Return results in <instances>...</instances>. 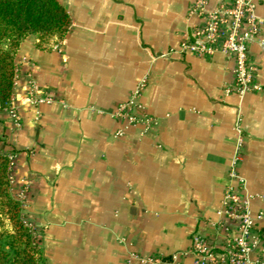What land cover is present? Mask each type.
Wrapping results in <instances>:
<instances>
[{
	"label": "crops",
	"instance_id": "0c3cea01",
	"mask_svg": "<svg viewBox=\"0 0 264 264\" xmlns=\"http://www.w3.org/2000/svg\"><path fill=\"white\" fill-rule=\"evenodd\" d=\"M73 19L52 48L28 35L16 55L12 106L0 109V150L11 155L13 192L42 233L49 264H195V235H228L225 189L236 153L253 213L264 212V91H227L234 56L182 48L204 20L198 0H59ZM227 0H210L214 6ZM262 19L250 42L264 84ZM190 36V35H189ZM37 87L52 101L31 102ZM135 97L150 125L113 112ZM239 123L240 128H237ZM234 229V228H233ZM264 260V240L253 253Z\"/></svg>",
	"mask_w": 264,
	"mask_h": 264
},
{
	"label": "built area",
	"instance_id": "2783aa9c",
	"mask_svg": "<svg viewBox=\"0 0 264 264\" xmlns=\"http://www.w3.org/2000/svg\"><path fill=\"white\" fill-rule=\"evenodd\" d=\"M191 13L204 21L191 31L193 38L185 34L182 48H191L199 55L221 51L234 56L235 80L228 86V92L233 91L243 96L248 92L264 91V84L256 78V66L249 56L250 42L260 34L262 24L253 0H227L214 6H210V0H198L192 6ZM261 44L264 46V39H261ZM140 89L141 87L128 101L118 106L113 114L132 123L150 125L151 116L134 112L137 107L135 97ZM27 98L31 102L52 101L50 96L41 94L37 87L29 90ZM12 105L11 101L7 108L17 121L18 116ZM237 126L240 128L239 123ZM240 159L238 152L230 172L231 178L237 183L225 189L222 201V211L227 218L223 227L226 232L235 231L234 235H228L220 247L208 238L195 235L189 250L173 254V262H177L181 255L192 253L198 257L195 264H264V260L253 258V253L261 240H264V212L253 213L251 209L250 197L246 192L247 182L238 171ZM163 260L155 255L139 258L141 264H163Z\"/></svg>",
	"mask_w": 264,
	"mask_h": 264
},
{
	"label": "trees",
	"instance_id": "16d2710c",
	"mask_svg": "<svg viewBox=\"0 0 264 264\" xmlns=\"http://www.w3.org/2000/svg\"><path fill=\"white\" fill-rule=\"evenodd\" d=\"M73 19L59 0H0V109L15 93L16 55L24 38L37 36L42 49L52 48ZM22 201L11 183V158L0 150V264H49L36 230L22 214Z\"/></svg>",
	"mask_w": 264,
	"mask_h": 264
},
{
	"label": "rangeland",
	"instance_id": "374dc122",
	"mask_svg": "<svg viewBox=\"0 0 264 264\" xmlns=\"http://www.w3.org/2000/svg\"><path fill=\"white\" fill-rule=\"evenodd\" d=\"M10 156V158H11V165H12V157H11V155H9ZM11 183H12V175H11ZM13 190V189H12ZM15 194V193H14ZM16 195V194H15ZM19 198V197H18ZM22 201V200H21ZM23 205V204H22ZM23 214V213H22ZM23 217H24V215H23ZM24 219L26 220V218L24 217ZM27 222V221H26ZM28 223V222H27ZM31 225V224H30ZM32 227L37 231L36 233L39 235V236H42V233H41V230L37 227V226H35V225H32ZM42 242V241H41Z\"/></svg>",
	"mask_w": 264,
	"mask_h": 264
},
{
	"label": "water",
	"instance_id": "95a60500",
	"mask_svg": "<svg viewBox=\"0 0 264 264\" xmlns=\"http://www.w3.org/2000/svg\"><path fill=\"white\" fill-rule=\"evenodd\" d=\"M189 35H190L191 38H193V37H192V34H191V29L189 30Z\"/></svg>",
	"mask_w": 264,
	"mask_h": 264
}]
</instances>
